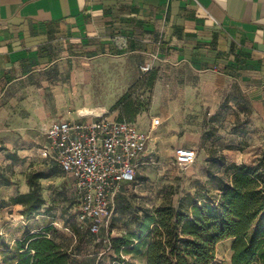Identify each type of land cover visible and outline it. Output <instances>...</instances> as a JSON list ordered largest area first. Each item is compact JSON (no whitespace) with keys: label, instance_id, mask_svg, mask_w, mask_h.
Segmentation results:
<instances>
[{"label":"crops","instance_id":"1","mask_svg":"<svg viewBox=\"0 0 264 264\" xmlns=\"http://www.w3.org/2000/svg\"><path fill=\"white\" fill-rule=\"evenodd\" d=\"M104 55L138 71L152 62L153 99H186L215 118L226 102L228 119L248 106L264 130V0H0V124L8 117L2 101L29 88L32 77L56 80L76 71L79 57ZM247 151L232 150L231 161L247 162ZM22 208L1 207L0 223ZM54 219L40 211L18 236L3 238L14 245Z\"/></svg>","mask_w":264,"mask_h":264},{"label":"rangeland","instance_id":"2","mask_svg":"<svg viewBox=\"0 0 264 264\" xmlns=\"http://www.w3.org/2000/svg\"><path fill=\"white\" fill-rule=\"evenodd\" d=\"M77 72L62 73L49 82L34 76L30 87L4 99L1 106L8 108V117L1 121L0 149L4 153L1 169L14 181L11 185L0 183V207L18 192L28 189L27 175L31 171L44 170L51 176L42 179V192L46 205L41 212L54 216L58 239L64 245L76 246L77 258L84 264L97 261L104 264H147L145 253L123 251L125 262L103 241L101 235H90L77 226L74 185L64 176L56 162L42 156L46 144V129L57 118H75L82 108L107 112L110 116L126 115L135 118L147 128L153 117L159 116L161 124L152 132L149 152L139 165L136 182L123 188L111 217L112 237L124 235L135 229L132 212L142 207L154 208L173 203L187 209L190 196L203 188L217 196L219 179L228 180L232 161L231 151L248 149L247 163L257 160L264 149V130L257 131L252 110L237 107L234 118L228 119L223 110L209 114L205 107L197 108L186 99H153L152 71L142 73L126 58L104 55L98 59L79 57ZM153 69V68H152ZM155 69V68H154ZM152 73V74H151ZM157 74V73H156ZM183 100V103L180 101ZM239 110V111H238ZM11 116V117H9ZM180 147H193L197 151L195 162L181 168L175 161V151ZM12 153V158L7 157ZM8 205V206H10ZM51 208L46 211L47 207ZM14 212V215L11 213ZM1 228L4 238H14L26 226V218L12 210L4 214ZM68 226L70 230H67ZM4 237V238H3ZM232 239L217 244L216 257L211 264H232ZM0 264L6 250L0 248ZM257 264H263L258 261Z\"/></svg>","mask_w":264,"mask_h":264},{"label":"trees","instance_id":"3","mask_svg":"<svg viewBox=\"0 0 264 264\" xmlns=\"http://www.w3.org/2000/svg\"><path fill=\"white\" fill-rule=\"evenodd\" d=\"M156 77L155 72L151 87ZM117 118L136 121L126 115ZM12 156V153L7 154L9 158ZM56 165L59 167L58 163ZM227 169L231 170L230 178L219 179L217 196L211 195L210 189L204 187L202 195L197 190L195 195L190 196L187 209L183 208L181 201L178 207L173 203H163L154 208L134 210V230L117 237H112L110 233V248L118 255L117 258L125 262V258L120 257L125 250L135 254L145 253L147 264H211L216 257L217 244L231 238L232 264H257L258 261L264 264V149L255 162H231ZM50 176L51 173L44 170L31 171L27 175L29 190L11 196V205H23V217L31 218L46 205L41 180ZM64 176L73 183L70 177ZM0 183H14L1 167ZM74 199L78 228L94 235L79 226L80 205L76 196ZM50 208L48 206L46 211ZM65 228L70 230L68 226ZM57 233L58 228L50 224L39 231L24 233L14 245L1 239L0 248L6 250L2 258L8 264H83L77 258V247L64 245L57 238ZM93 264L104 263L97 261Z\"/></svg>","mask_w":264,"mask_h":264},{"label":"built area","instance_id":"4","mask_svg":"<svg viewBox=\"0 0 264 264\" xmlns=\"http://www.w3.org/2000/svg\"><path fill=\"white\" fill-rule=\"evenodd\" d=\"M152 67V62H146L141 71L148 73ZM160 124L156 116L150 127L143 129L138 121L90 108L79 111L75 118L54 119L46 129L47 142L41 154L56 161L72 179L80 205L79 226L96 236L105 233L103 241L109 246L116 197L136 181L139 165L151 147L152 132ZM196 158L193 147L175 151V161L181 168L193 164Z\"/></svg>","mask_w":264,"mask_h":264},{"label":"bare ground","instance_id":"5","mask_svg":"<svg viewBox=\"0 0 264 264\" xmlns=\"http://www.w3.org/2000/svg\"><path fill=\"white\" fill-rule=\"evenodd\" d=\"M85 109H90V108H88V107H85V108H82L81 110H79V111H82V110H85Z\"/></svg>","mask_w":264,"mask_h":264}]
</instances>
